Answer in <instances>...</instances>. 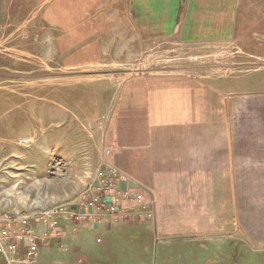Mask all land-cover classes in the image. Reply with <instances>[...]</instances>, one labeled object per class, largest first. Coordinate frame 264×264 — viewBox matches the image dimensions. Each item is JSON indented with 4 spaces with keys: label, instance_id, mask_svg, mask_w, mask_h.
I'll use <instances>...</instances> for the list:
<instances>
[{
    "label": "crops",
    "instance_id": "crops-1",
    "mask_svg": "<svg viewBox=\"0 0 264 264\" xmlns=\"http://www.w3.org/2000/svg\"><path fill=\"white\" fill-rule=\"evenodd\" d=\"M29 1L37 40L51 42L63 71L111 79L104 92L102 85L90 92L93 104L111 112L101 127L91 122L88 156L125 176L122 188L142 197L139 208L151 207L156 235L241 236L244 228L264 244V102L243 108L241 81L236 90L235 82L232 89L168 80L160 71L103 68L123 61L115 47L130 33L139 46L163 35L183 43L227 40L240 0Z\"/></svg>",
    "mask_w": 264,
    "mask_h": 264
},
{
    "label": "rangeland",
    "instance_id": "rangeland-1",
    "mask_svg": "<svg viewBox=\"0 0 264 264\" xmlns=\"http://www.w3.org/2000/svg\"><path fill=\"white\" fill-rule=\"evenodd\" d=\"M240 2L234 33L227 40L183 43L163 35L139 46L130 33L115 47V58L123 61L103 63V68L160 71L168 80H199L232 89L235 82L236 90L241 81L243 108L245 102H264V0ZM32 10L29 0H0V219L18 214L39 218L41 212L91 194L97 197L95 185L105 166L88 156L96 127L90 124L97 121L101 127L111 111L93 104L90 92L100 85L104 92V83L111 79L63 71L53 60L51 42L37 40L40 26L31 20ZM109 220L94 231L89 220L78 225L58 218L41 238L37 264H264V244L248 237L244 228L241 236L162 238L154 231L151 207L145 211L131 204L122 217Z\"/></svg>",
    "mask_w": 264,
    "mask_h": 264
},
{
    "label": "built area",
    "instance_id": "built-area-1",
    "mask_svg": "<svg viewBox=\"0 0 264 264\" xmlns=\"http://www.w3.org/2000/svg\"><path fill=\"white\" fill-rule=\"evenodd\" d=\"M99 180L98 188H95L100 192L97 197L91 194L86 200H75L69 205L41 212L37 215L39 218L18 214L0 219V264H37L41 238H46L49 231L54 229L58 218L68 219L78 225L87 220L93 226L107 224L111 217H122L127 204L137 205L142 200L140 195L122 188L125 176L116 168L104 167ZM70 206L73 209H68Z\"/></svg>",
    "mask_w": 264,
    "mask_h": 264
}]
</instances>
